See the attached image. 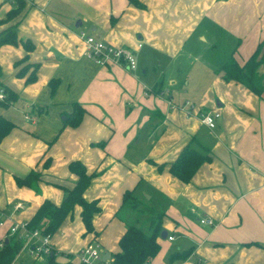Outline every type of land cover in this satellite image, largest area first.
I'll list each match as a JSON object with an SVG mask.
<instances>
[{
	"label": "crops",
	"instance_id": "1",
	"mask_svg": "<svg viewBox=\"0 0 264 264\" xmlns=\"http://www.w3.org/2000/svg\"><path fill=\"white\" fill-rule=\"evenodd\" d=\"M25 1L17 32L34 42L28 61L39 68L36 81L25 84L14 67L24 49L0 46L1 82L18 96L0 106V115L16 125L0 141V241L43 200L60 204L63 191L56 185L73 186L68 164L78 160L87 173H97L83 196L96 200L100 213L93 217V233L85 234L80 208L73 209L51 237L58 264H77L68 255L89 244L112 260L131 224L117 215L126 191L136 201L138 191L150 194L161 207L166 238L158 236L159 251L149 264H264V90L258 98L224 81L225 61L213 67L205 49H193L195 38L218 42L215 35H228L236 43L230 54L243 64L264 39V0H138L142 8L127 0ZM11 7L12 0H0V20ZM79 32L130 49L135 69L96 64ZM196 64L202 70L193 69ZM51 80L57 81L53 93ZM73 103L86 112L78 127H64ZM207 112L219 114L213 129L201 122ZM193 137L210 161L188 183L148 162H173ZM31 171L40 175L36 186L18 187L15 178ZM186 251V259L168 260ZM26 260L34 259L23 247L13 264Z\"/></svg>",
	"mask_w": 264,
	"mask_h": 264
},
{
	"label": "trees",
	"instance_id": "2",
	"mask_svg": "<svg viewBox=\"0 0 264 264\" xmlns=\"http://www.w3.org/2000/svg\"><path fill=\"white\" fill-rule=\"evenodd\" d=\"M127 1L135 7H143L138 0ZM25 9V0H12V7L7 11L4 18L0 20V26H6L0 32V46H22L25 55L14 63V67L17 70L16 77L25 78V84H32L37 79L39 63L29 62L28 53L34 50L35 44L28 38H20L18 36V22L15 21L24 14ZM111 20L113 22L114 19L112 18ZM263 66L264 39L256 45L253 53L241 65L237 63L232 52L220 67V71L223 73L224 81H231L242 85L250 93L261 98L264 90V73H261L260 70ZM1 77L2 72L0 68V90L3 92V99L0 100V106L6 108L15 103L18 96L2 84ZM56 84L57 81L55 80L49 82L51 93L54 92ZM85 112V109L81 105L73 103L71 113L64 114V127H78ZM15 127L16 125L13 122L0 115V141ZM194 144L197 145L196 139L193 137L181 149L176 159L167 165H158L151 160H148V162L154 165L158 172H161L166 166L170 175L181 183H188L198 168L203 163L210 161L207 149L200 145L197 148ZM104 145L105 142L98 143V146L101 148ZM49 163L50 159L46 157L42 163V167L44 169L47 168ZM68 171L76 177L73 186L71 188H64L56 185V187L63 191V198L60 204L55 205L47 199L43 200L28 220L27 227L29 230H38L41 234L50 236L51 238L64 220L72 213L73 209L78 206L80 208V218L85 229V234L93 233L92 220L95 215L100 213V207L96 200L86 201L83 195L90 181L97 173H87L84 165L78 160L71 161L68 164ZM39 180V173L31 171L23 178H15V183L18 187L33 188ZM122 204L132 209H138L139 205L130 191L124 192ZM161 218L162 215L157 214L155 218L150 219L148 232H144L134 225L127 226L118 240V252L112 255L113 264H149L159 251L157 238L162 232ZM249 245H255V243L246 244V246ZM22 248L23 242L16 236H9L7 231L6 240L0 241V264H13ZM188 255L189 251L182 253L174 252L170 254L168 260L170 262L184 260ZM56 256L57 253L53 252L52 255H48L41 260H33L31 264H58L56 262ZM68 257L70 256L68 255ZM65 264L73 263L67 262Z\"/></svg>",
	"mask_w": 264,
	"mask_h": 264
},
{
	"label": "built area",
	"instance_id": "3",
	"mask_svg": "<svg viewBox=\"0 0 264 264\" xmlns=\"http://www.w3.org/2000/svg\"><path fill=\"white\" fill-rule=\"evenodd\" d=\"M78 36L85 46L87 57L96 64L100 66L118 65L127 70L135 69L136 61L130 49L102 42L85 32H79ZM2 99L3 92L0 90V100ZM185 105L190 107L188 102ZM218 117L219 114L216 112H207L202 115L201 122L209 129H213ZM20 208L19 203L13 205L15 211ZM199 223L207 226L213 225L212 220L209 218H200ZM3 225L4 222L0 218V227ZM27 225L28 221L11 224L7 229L9 236H16L21 240L23 247L27 249L29 256L34 260H41L48 255H52L55 250L51 244L50 236L43 235L38 230H29ZM168 239L173 240V237L169 236ZM70 257L75 259L77 264H113L112 260L102 257L97 244L86 245Z\"/></svg>",
	"mask_w": 264,
	"mask_h": 264
},
{
	"label": "rangeland",
	"instance_id": "4",
	"mask_svg": "<svg viewBox=\"0 0 264 264\" xmlns=\"http://www.w3.org/2000/svg\"><path fill=\"white\" fill-rule=\"evenodd\" d=\"M85 31L89 32L86 27ZM216 41H211L208 38L206 40H201L200 38L194 39V46L193 49L202 52L207 58L208 61H210V64L213 67H219L228 57L226 55H230L231 49L235 47L232 40H230V37L228 35H222L217 36ZM234 43V44H233ZM188 49V48H187ZM185 49V50H187ZM154 67H156V64H153ZM199 65V64H198ZM200 66V67H199ZM193 67L195 70H202L201 65ZM152 69L149 68L148 71H151ZM192 86V83L190 82L189 86H184L186 90L190 89ZM138 200V208L139 209H132L127 205H124L121 209V211L117 214L119 218L122 219H128L131 223L130 225H134L140 229H142L144 232H148V219L155 218L157 212H160L161 207L159 206V202L155 197H153L151 200H149L150 194L139 192L135 195ZM137 220V221H136ZM199 222V219H198ZM17 264V263H16ZM25 264H29V260L25 261Z\"/></svg>",
	"mask_w": 264,
	"mask_h": 264
},
{
	"label": "water",
	"instance_id": "5",
	"mask_svg": "<svg viewBox=\"0 0 264 264\" xmlns=\"http://www.w3.org/2000/svg\"><path fill=\"white\" fill-rule=\"evenodd\" d=\"M79 24H80V22H77L75 26H78ZM63 119H64V118H63ZM160 237H161L162 239L166 238V232H165V231H162V232L160 233ZM104 259H106V257H105Z\"/></svg>",
	"mask_w": 264,
	"mask_h": 264
}]
</instances>
